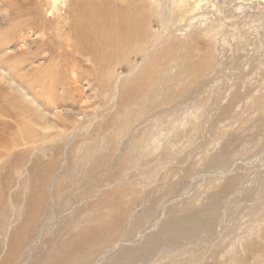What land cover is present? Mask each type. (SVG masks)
Segmentation results:
<instances>
[{
    "label": "rangeland",
    "instance_id": "rangeland-1",
    "mask_svg": "<svg viewBox=\"0 0 264 264\" xmlns=\"http://www.w3.org/2000/svg\"><path fill=\"white\" fill-rule=\"evenodd\" d=\"M60 1L0 0L1 67L59 73L89 114L58 132L0 112L24 141L0 148V264H264V0H120L139 37L96 56Z\"/></svg>",
    "mask_w": 264,
    "mask_h": 264
},
{
    "label": "bare ground",
    "instance_id": "bare-ground-1",
    "mask_svg": "<svg viewBox=\"0 0 264 264\" xmlns=\"http://www.w3.org/2000/svg\"><path fill=\"white\" fill-rule=\"evenodd\" d=\"M59 1L60 0H50L51 8L58 9L59 8L58 4H60L62 2V1H60V3H59ZM96 2H98V4H96ZM71 3H74V9H68L67 10L68 16L70 17V20H71V23L68 24L69 25L68 29H70V31H67V32H69V34L71 32L72 35L74 34L73 36L75 37L76 45L79 49H81V51H83L85 53L90 52V53L94 54V56H96L100 53L111 55L115 52L117 47H122V48L125 47L126 48V46H129L127 44H131V42H133V39L135 38V36H136V38L139 37L140 33L138 30V28H139L137 25L138 23L132 15V11L137 10V8L135 6H131V5L129 6L128 2H121L120 0H98V1H96V0H72ZM28 24H30V23H28ZM41 27H43V26H41ZM74 37H72L71 39H74ZM20 38H21V36H20ZM25 38L26 37H24L23 39H25ZM29 41H27V42H29ZM8 42L9 43H7V47H8V44L11 43L10 41H8ZM71 42H73V41L71 40ZM24 43H26V42H24ZM35 44H36V42H35ZM42 44L43 43H41L40 45H42ZM71 44H74V42ZM15 45H13V46H15ZM45 45H48V44H45ZM48 46H47V48H48ZM15 47L19 48L18 45ZM15 47H14V49H16ZM38 47L40 48V46H38ZM1 48L2 49H0L1 50L0 51V112H2L3 114L9 115V116L19 115V117H21L20 114L22 115V114L26 113V116H27L30 114V112L34 111L32 113L36 114L35 117L40 122L46 121L47 119H50V118L51 119L55 118L58 120V124L57 125L54 124L55 127L52 125V123H50L49 125H46V126H43L40 128H45L47 130L54 128L58 132L65 131L67 129V126H70V127L75 126L76 124H78L80 122V117H84L85 115H89L83 111L75 110V109L71 108L74 106L73 101L75 102L76 99L74 100L73 96H71L70 94H69V96L67 95L66 87H68V83L65 82V80H62L63 77L60 76L59 73L55 74L54 73L55 71H52L53 73L51 72V74H49V79H45V77L41 74L40 75L43 77H41V76L39 77V76H37L39 74H37V75L35 74L37 77H35V75H34V77L36 78V81H34V82H35L36 86H38V87L40 86L38 89H36V87L33 88L32 83L29 82L30 84L27 85V83L24 84L23 79H21V80L19 79V76L22 77V75L24 73L23 74L20 73V75H18V72H15L16 73V75H15V73L11 74L8 69H5V68L3 69L2 67L5 65H3L1 67V65L3 63L2 59H4L5 56L7 55V52H6L7 49H6V47L3 48L2 46H1ZM67 49H69V48H67ZM135 49H137V47ZM170 49L171 48L169 46L166 51H170ZM11 51H12V49H11ZM37 53L34 51L33 55L36 56ZM71 53L74 54V52H71ZM168 53L169 52H167V53L161 52L158 54L159 56L156 55L154 59L155 60L156 59H162L166 55H168ZM29 55H31V54H29ZM47 56H48V54H47ZM69 56H70V53H69ZM89 56H88V58L90 60ZM71 57H73V56L71 55ZM66 58H68V55ZM88 58H85V59H88ZM97 58H98V56H97ZM70 60H71V58H70ZM91 60H92V58H91ZM52 61L54 62V60H52ZM52 61H50V62H52ZM76 61H77V59L75 60V62ZM96 62L94 64H97ZM76 63H75V65H76ZM21 64H23V63H21ZM53 64L55 65V63H53ZM42 65H45V63ZM78 65L79 64H77V66ZM5 67H7V64ZM60 67H62V63H61ZM54 68H55V66H54ZM58 68H59V66H58ZM81 68H82V66H81ZM6 71L8 73H6ZM26 71L27 70H25V72ZM79 71L83 72L84 70L83 71L79 70ZM84 72H86V71H84ZM32 74H34V73H32ZM17 75H18V78H17ZM146 76H147V74L142 72L140 74V76L135 79V82H139L140 80H144L143 78ZM31 78H33V77H31ZM80 79L81 78H79L77 80L81 81ZM31 80L32 79H30L29 81H31ZM77 80H75V81L77 82ZM48 81L50 83H48ZM71 83L75 84L74 82H71ZM73 84H70V85L73 86ZM25 85H27V86H25ZM47 85L49 87H47ZM79 85H81V83ZM79 85H77V86H79ZM60 90H61V92H60ZM48 91H50V93ZM47 92L49 95H47ZM46 98H48V101ZM67 99H70V100L66 102ZM53 104L55 105V107L53 106ZM30 118H32V117H30ZM53 123H54V121H53ZM1 127H0V129H1ZM18 130L19 129H17V131ZM41 130H43V129H41ZM9 133H10V131H9ZM25 134H26V132L22 133V136L24 137V139H26L25 140L26 144H27V141L30 142L31 140L33 141L35 138L38 139L40 137L39 135H36L34 133H32L34 135L28 133L27 136H25ZM7 135H9V134H7ZM7 135L5 134V136H7ZM23 143H24V141L22 142L21 139H19L16 135L15 136L12 135L9 140H7V138L4 139V136L0 135V148L4 149L6 151L11 150L14 146H19L21 144L23 145ZM15 149H16V147H15ZM27 201H28V204H30V207L32 208L33 207L32 203L34 200H27ZM43 201H45V200H43ZM180 222H184V221H180ZM103 224H104V220H99L97 222L92 223L89 226L84 227L82 229L83 231L85 230V232H87V231L92 230V232L89 233L90 237L87 238V241L83 240L84 242H82V243L90 242L92 244H95L98 241L97 237L99 236V232L106 229L105 225H103ZM177 226H179V225H177ZM195 228H196V223H194L192 225V229L194 230ZM170 230H172V229H170ZM62 256H64V254Z\"/></svg>",
    "mask_w": 264,
    "mask_h": 264
}]
</instances>
